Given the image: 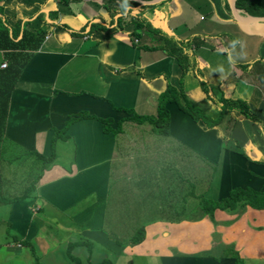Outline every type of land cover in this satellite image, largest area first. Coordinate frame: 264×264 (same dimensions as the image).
<instances>
[{
    "label": "crops",
    "instance_id": "0c3cea01",
    "mask_svg": "<svg viewBox=\"0 0 264 264\" xmlns=\"http://www.w3.org/2000/svg\"><path fill=\"white\" fill-rule=\"evenodd\" d=\"M132 1L135 6L111 15L103 0H0L2 18L10 26L21 20L28 22L30 31H45L9 95L0 142L3 189L12 180L3 175L1 164L15 161L13 150L27 156L29 152L49 155L54 130L79 112L111 118L112 127L132 112L155 116L158 97L167 85L182 90L186 102L207 118L217 119V105L209 95L246 103L250 117L233 111L207 128L174 103L167 105L169 133L155 150L163 158L148 164V170L156 165L155 171L162 167L182 171L174 175L176 182L161 187L168 194L172 187L180 189L186 198L178 202V223L166 221L174 219L169 216L173 205H158L157 198L146 204L144 215L138 208L122 206L109 218L113 174L121 178L125 156L118 154L117 135L104 134L99 121L77 120L61 139L71 143V159L63 165L54 158L31 196L11 205L10 230L18 240L32 244L36 255L38 251L45 256L48 249L57 248L59 237L67 246L80 242L78 237L104 238L105 227L119 235L118 227H124L125 221H142L144 240L118 247L111 264L127 251L157 258L160 264H234L225 255L227 249L234 250L240 262L264 264V209L215 210L213 220L189 216L191 188L195 196L213 200L234 188L264 192V20L251 19L264 17V8L259 15H250L237 6L233 12L230 0ZM121 13L126 23L119 22ZM139 19L144 24L135 37L131 33ZM163 36L191 39L184 74L177 60L161 51ZM70 236H74L71 242ZM169 245L180 252H169ZM6 247L21 248L17 243Z\"/></svg>",
    "mask_w": 264,
    "mask_h": 264
},
{
    "label": "trees",
    "instance_id": "16d2710c",
    "mask_svg": "<svg viewBox=\"0 0 264 264\" xmlns=\"http://www.w3.org/2000/svg\"><path fill=\"white\" fill-rule=\"evenodd\" d=\"M65 2V0H61ZM103 5L109 10L111 15L119 13L125 7H133L136 5L132 0H103ZM113 4H118L120 9L117 11L113 8ZM244 9V11L250 15H259L261 10L264 8V0H235V7ZM121 23H126L128 20L125 19V15L120 14ZM139 19L134 24L135 32L131 33L132 36H137V30L144 24L140 22ZM140 23H142L140 25ZM28 22H22L21 20H16L12 26H10L6 20L2 18V12L0 9V64L5 61L6 65L4 68H0V142L1 136L4 129V119L7 110V104L9 95L14 87V84L23 70L24 66L28 62L31 54L35 52L45 36V31L42 28H37L33 31L27 29ZM99 28L100 26H93ZM191 39L180 40L172 36H163V46L161 51H163L168 56L175 58L182 70V73L187 71L189 56L185 54L186 50L190 47ZM183 73V74H184ZM204 91L205 85L200 84ZM208 93V92H206ZM184 93L180 89H176L173 86L167 85L166 89L160 94L156 106L155 116H145L139 115L134 112L129 113V117L121 119L114 127L113 120L111 118H96L88 115L84 112H79L68 117L64 122L63 126L59 130H54L52 141H51V153L47 156L40 155L36 152L27 153L28 156H33L36 161H38L39 166L35 175L29 180L27 185L24 187L23 192L18 196H12L8 198L5 196L2 188V177L0 173V203L1 204H13L24 199H27L35 191V187L39 179L41 178L43 172L52 163L54 159L53 154V142L55 139H63V135L66 132L68 126L80 119L93 118L99 121L101 124V129L104 134L111 133L117 135L121 132V124L125 121L133 122L136 124L147 123L151 127V131L159 137H167L169 133V112L167 105L174 103L180 111L188 114L193 121L197 122L201 120L207 128H213L219 124L223 116L226 114L236 111L240 115L249 118L250 113L246 103L231 99H225L223 96H212L209 95V99L217 105L215 108L217 111V119L213 120L202 115V112L186 102ZM192 184V183H191ZM194 188L190 189V196L193 198ZM197 198V197H196ZM186 198L184 197V202ZM197 212L198 215L207 216L210 220H213V213L215 210H220L224 212H239L246 208H251L253 210H263L264 209V192L254 191L250 188H234L230 190L225 196L218 198L216 200L200 197L198 202ZM196 219H190V221H195ZM167 222H180L179 219H168ZM130 222L129 233H127L128 238L123 241L122 245L135 246L139 245L145 237L144 226L138 225L140 221H128ZM132 232V233H131ZM13 242L23 247L29 249V253L34 260V264H40L35 255V252L26 241H20L15 236L12 237ZM116 242V241H115ZM87 244L84 242L69 243L66 246L65 254L67 258L73 264H81L79 259L72 255L74 248ZM88 245V244H87ZM225 255L234 259V264H241L234 250L227 249ZM95 264H111L109 259H104Z\"/></svg>",
    "mask_w": 264,
    "mask_h": 264
},
{
    "label": "rangeland",
    "instance_id": "374dc122",
    "mask_svg": "<svg viewBox=\"0 0 264 264\" xmlns=\"http://www.w3.org/2000/svg\"><path fill=\"white\" fill-rule=\"evenodd\" d=\"M163 139L164 138L153 134L150 125L147 123L136 124L125 121L121 124V132L117 134V151L118 154H124L125 166L122 168V174L119 175L121 177L120 179L118 178L117 173L114 172L113 174V180L115 181V184H112L110 191L109 218H113L118 209L121 210L122 206L131 209L138 208L140 209L139 211L141 212V215H144L143 209L146 208V204L149 203V201H156V198L159 200L157 203L158 205L170 203L173 205L169 216H174V219L178 216L177 210L180 209L178 202L184 198L180 189H175L172 187V194L174 193V195H172L168 194L167 190L161 187L163 186V183H172L175 180L174 175H181L183 174L182 171L180 169L171 170L168 167H162L161 171H155L156 165H153L152 172L148 170V164L155 163L156 161L163 158L161 153L155 151L165 143V140ZM71 147L72 146L70 142H63L58 138L55 139L53 142V154L54 158L59 164L66 165L71 159ZM11 154L15 155V161H13V163L9 166H4L1 164V171L3 175H5L7 179L12 180V182L7 184V188L3 189L5 196L8 198H11L12 196H18L23 192L24 187L27 185L29 180L36 172H38L37 168L39 166L38 161H36L33 156L22 155L20 151L17 152L15 150H13ZM5 159H10V157L6 155ZM151 159L154 160V162H151ZM191 160L193 159L190 158V161ZM9 169L15 172V174H8L7 172H9ZM148 171L151 173H148ZM133 175L137 176L132 178V180H129L130 176ZM153 177L157 178V182L153 181ZM182 178L183 183L186 184L185 180H187V177L183 175ZM178 179H180V176ZM126 180H129V182ZM158 182L160 187L157 184ZM174 182H176V180ZM129 184H133L132 187L127 186ZM139 185L142 186L139 187ZM200 194H202V190H200ZM201 196L202 195H197L193 196V198H190V217L198 216L197 208ZM138 197L141 198L143 202L139 201ZM11 205L12 204L0 203V264H34V260L31 257L28 248L23 247L22 245H19L21 248L18 250L13 247H6V244L8 243L14 244L12 239L13 236L18 238L17 233L14 231L12 232L9 228L8 220ZM165 215L168 216V214ZM111 222L113 223L114 220H111ZM115 222L118 224L119 220H116ZM127 222L128 221H125L124 224L126 225ZM139 224L145 226L144 222L142 221H140L138 225ZM125 225L122 228L118 227V232L120 233L119 235L114 234L115 230L112 228L107 227L106 229L105 227L103 230L104 238L97 236V238L91 237L90 240L87 239V237L79 238L77 236V240L84 243L88 242V245L85 244L74 248L72 255L77 257L81 264H95L104 259L112 260V258H117L116 251L118 247L122 248V246H124L122 245L123 241L128 238L127 233L130 231L128 227H125ZM161 230H165L164 224L161 226ZM70 237L71 238H69V242L74 239V236ZM57 242V248H53L52 251L51 248L48 249V253H46L45 256H43L42 253L39 255L38 251V256L35 253L40 264H46L48 261H54L60 264L68 263L67 260H65L68 259L67 256H64V250L66 246L65 242L62 241V237H59ZM30 245L34 247L32 244ZM167 248L169 252H180L177 248L173 249L172 245H169ZM86 257H89V262H87ZM240 263L255 264L254 262L246 260H241ZM112 264H160V262L157 258H148L145 256L141 257V255H138L137 253L129 254L127 251L126 254L120 253L118 259Z\"/></svg>",
    "mask_w": 264,
    "mask_h": 264
},
{
    "label": "water",
    "instance_id": "95a60500",
    "mask_svg": "<svg viewBox=\"0 0 264 264\" xmlns=\"http://www.w3.org/2000/svg\"><path fill=\"white\" fill-rule=\"evenodd\" d=\"M162 0H152V1H141V3L143 4H155V3H158ZM229 5H230V8L232 9L233 12H235V0H230L229 2ZM253 22H259V21H263L264 20V17H258V18H251Z\"/></svg>",
    "mask_w": 264,
    "mask_h": 264
},
{
    "label": "built area",
    "instance_id": "2783aa9c",
    "mask_svg": "<svg viewBox=\"0 0 264 264\" xmlns=\"http://www.w3.org/2000/svg\"><path fill=\"white\" fill-rule=\"evenodd\" d=\"M1 67H2V68H4V67H5V64H4V63H3V64H1Z\"/></svg>",
    "mask_w": 264,
    "mask_h": 264
}]
</instances>
